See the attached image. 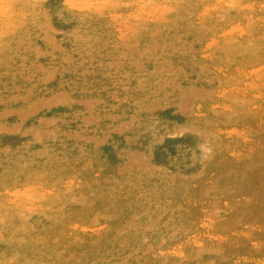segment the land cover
<instances>
[{
	"label": "rangeland",
	"instance_id": "1",
	"mask_svg": "<svg viewBox=\"0 0 264 264\" xmlns=\"http://www.w3.org/2000/svg\"><path fill=\"white\" fill-rule=\"evenodd\" d=\"M0 264H264V0H0Z\"/></svg>",
	"mask_w": 264,
	"mask_h": 264
}]
</instances>
